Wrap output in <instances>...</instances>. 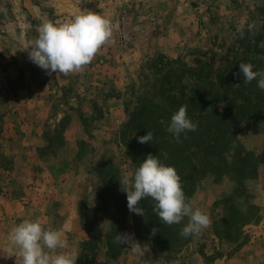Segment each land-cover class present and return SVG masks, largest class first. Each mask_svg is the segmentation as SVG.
<instances>
[{
    "label": "rangeland",
    "instance_id": "rangeland-1",
    "mask_svg": "<svg viewBox=\"0 0 264 264\" xmlns=\"http://www.w3.org/2000/svg\"><path fill=\"white\" fill-rule=\"evenodd\" d=\"M81 11L110 18L114 42L79 72L48 74L25 45L44 20ZM262 39L264 0H0V264H22L18 249L7 254L10 230L25 218L61 230L76 264H264V116L242 119L235 139L256 159L252 175L238 182L208 172L197 181L191 199L211 223L186 242L154 244L151 231L134 224L136 213L125 223L122 214L113 218L108 193L134 172L123 123L154 81L156 58H180L213 77L237 60L238 70L240 62L264 70ZM250 84L264 111V90ZM124 226L144 254L125 243L111 259L107 237Z\"/></svg>",
    "mask_w": 264,
    "mask_h": 264
},
{
    "label": "trees",
    "instance_id": "trees-1",
    "mask_svg": "<svg viewBox=\"0 0 264 264\" xmlns=\"http://www.w3.org/2000/svg\"><path fill=\"white\" fill-rule=\"evenodd\" d=\"M155 60L154 81L145 86L142 95L128 109V120L123 123L124 133L131 135L127 139L123 134V140L135 163L134 170L149 153L157 155L164 163L176 168L188 198L192 197L197 181L208 172L215 177L228 173L238 182L252 175L256 159L235 139L242 119L262 118L264 111L251 98L257 86L241 83L239 76L235 75L239 71L236 65L239 61L228 62V69L213 77L211 71L203 66H188L180 58L162 60L161 56ZM255 95L260 97L257 93ZM181 105H187V115L193 122H198V128L181 133L177 138L166 128ZM147 131L153 133L152 142L139 143L138 138ZM233 143L236 145L234 152L230 150ZM161 153H167V158ZM113 173L116 177L117 174ZM111 184L113 186L108 193L116 212L113 218L122 214L121 220L125 223L130 212L126 193L116 182ZM154 203L151 198L140 201L145 221L142 224L138 221L139 215L135 214L134 224H141L144 230L151 231L150 240L156 245L165 248L176 246L181 238L186 242L188 238L180 235L181 224H164L153 211ZM115 223L113 221V225ZM116 233L118 231L107 237L106 256L111 259L117 257L125 245L113 242ZM122 233L126 234L125 226Z\"/></svg>",
    "mask_w": 264,
    "mask_h": 264
},
{
    "label": "clouds",
    "instance_id": "clouds-1",
    "mask_svg": "<svg viewBox=\"0 0 264 264\" xmlns=\"http://www.w3.org/2000/svg\"><path fill=\"white\" fill-rule=\"evenodd\" d=\"M247 31L254 37L259 34L256 24L250 23ZM244 38V30L240 32ZM113 24L110 18L94 11H81L61 23L44 20L38 30L37 37L28 42L24 50H28L29 59L48 74L61 73L68 75L81 71L91 63L101 47L114 42ZM264 48V41L259 45ZM251 62H240L239 72L243 74V82L258 81V87L264 90V70H253ZM198 122H193L187 115V105H181L171 116L166 131L174 137L181 133L196 131ZM153 133L138 138L141 144L150 143ZM236 145L233 143L231 151ZM166 159L167 153H161ZM120 190L126 193L127 206L130 212L144 216L139 207L142 199L151 198L155 203L154 213L166 225L180 224L187 217L188 223L181 229L180 235L187 237L198 234L207 228L211 221L196 202L186 197L176 168L164 163L157 155L149 153L132 174L124 173L120 178ZM153 231V229H152ZM12 246L7 254L15 255L19 250L22 264H76L78 255L67 251L68 241L63 232L52 227H45L39 219L25 218L14 225L9 233ZM113 242L130 244L134 252H144L138 242L130 235L116 233Z\"/></svg>",
    "mask_w": 264,
    "mask_h": 264
}]
</instances>
